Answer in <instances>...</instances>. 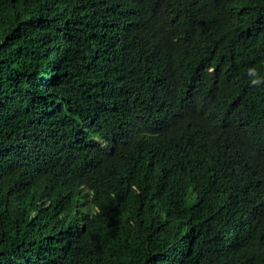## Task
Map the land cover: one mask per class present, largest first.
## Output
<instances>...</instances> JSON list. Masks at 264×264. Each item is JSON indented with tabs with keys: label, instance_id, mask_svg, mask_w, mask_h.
I'll list each match as a JSON object with an SVG mask.
<instances>
[{
	"label": "trees",
	"instance_id": "obj_1",
	"mask_svg": "<svg viewBox=\"0 0 264 264\" xmlns=\"http://www.w3.org/2000/svg\"><path fill=\"white\" fill-rule=\"evenodd\" d=\"M264 0H0V264H264Z\"/></svg>",
	"mask_w": 264,
	"mask_h": 264
},
{
	"label": "clouds",
	"instance_id": "obj_2",
	"mask_svg": "<svg viewBox=\"0 0 264 264\" xmlns=\"http://www.w3.org/2000/svg\"><path fill=\"white\" fill-rule=\"evenodd\" d=\"M248 83L250 87H260L264 85V75H261L257 67L250 66L246 69Z\"/></svg>",
	"mask_w": 264,
	"mask_h": 264
}]
</instances>
